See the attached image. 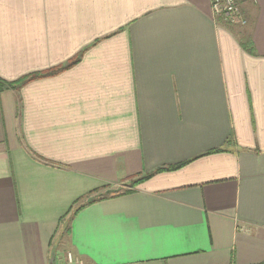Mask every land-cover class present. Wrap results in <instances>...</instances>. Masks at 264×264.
<instances>
[{
    "label": "crops",
    "instance_id": "obj_1",
    "mask_svg": "<svg viewBox=\"0 0 264 264\" xmlns=\"http://www.w3.org/2000/svg\"><path fill=\"white\" fill-rule=\"evenodd\" d=\"M239 6L0 0V77L39 75L0 93V264H264V0Z\"/></svg>",
    "mask_w": 264,
    "mask_h": 264
},
{
    "label": "built area",
    "instance_id": "obj_2",
    "mask_svg": "<svg viewBox=\"0 0 264 264\" xmlns=\"http://www.w3.org/2000/svg\"><path fill=\"white\" fill-rule=\"evenodd\" d=\"M212 10L215 16L230 24H242L246 21L242 17L239 0H212ZM54 264H83L71 252L57 255Z\"/></svg>",
    "mask_w": 264,
    "mask_h": 264
},
{
    "label": "trees",
    "instance_id": "obj_3",
    "mask_svg": "<svg viewBox=\"0 0 264 264\" xmlns=\"http://www.w3.org/2000/svg\"><path fill=\"white\" fill-rule=\"evenodd\" d=\"M71 62H74V61H71ZM38 77H39V75H37V74H35V75H29V76L21 77L17 81H13V82L6 81V80H4V79H2L0 77V93H2L4 91H15L16 92V91L20 90L22 87H24L25 85H27L28 82H30V81L38 78ZM180 167H181V165L180 166L173 167V168H170V169L171 170H176V169H178ZM165 170H167V169H160L156 173L163 172ZM143 180H145V179L137 180L133 184L136 185V184L142 182ZM88 203L89 202H86V203L77 205L75 208L71 209L70 210V213H69V217H68V219L65 222L67 224H69V222L73 219V217L75 215H77L81 210H83L87 205H89Z\"/></svg>",
    "mask_w": 264,
    "mask_h": 264
},
{
    "label": "water",
    "instance_id": "obj_4",
    "mask_svg": "<svg viewBox=\"0 0 264 264\" xmlns=\"http://www.w3.org/2000/svg\"><path fill=\"white\" fill-rule=\"evenodd\" d=\"M54 262H55V255L51 257L49 264H54Z\"/></svg>",
    "mask_w": 264,
    "mask_h": 264
}]
</instances>
